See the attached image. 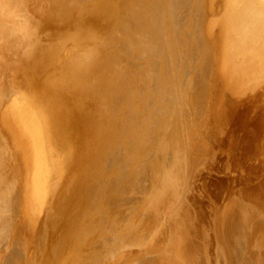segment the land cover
<instances>
[{"label":"rangeland","instance_id":"rangeland-1","mask_svg":"<svg viewBox=\"0 0 264 264\" xmlns=\"http://www.w3.org/2000/svg\"><path fill=\"white\" fill-rule=\"evenodd\" d=\"M15 1H17V3H19V5H21V6H26V7H24L25 12L21 15V28H20L21 33L19 32L21 35L20 36L21 37V43H20L21 46L19 45V43H17V45H19L21 47V50H20L21 51V68H16V71L19 72V70L21 69L20 71L22 73V69H25V67H27L29 65V64L26 65L27 62L24 63V61H28L29 59H31L35 62L33 64H36V66H38V63H40V66H38L37 68L39 69V72H41V74L47 75L48 73H52L53 78L49 81L50 82L49 84H51V86L48 88V90L45 88L46 91H44V93L46 92V94H44L42 91V92H39L38 96H34V95L31 96V95L27 94V89H28L27 87H24V86H21V88L19 87L20 83L14 84V86L12 85L10 90L7 91L6 93H4L5 96H7V95L9 96L10 94L11 95L13 94V96H14V94H15V95H17V96L19 95L21 97V99H18V98H16V96H14V99H15V103H17V105L19 106V109L21 108V125L23 126V130L21 131V152H20L18 148H17V150L15 149L16 146H15V148H11L15 144V143L11 142V140H12L11 136L12 135L10 134L8 129L5 127L6 126L5 123L3 126V124H1V122H0V127H1L0 128V137H1L0 138V144H1L0 148L4 149V150L2 149V152L0 151L1 152L0 159L3 156L2 154H5L7 152L5 154V157L7 160L4 159V160H6V162H4L3 159H2L3 161L0 160L1 161L0 166H1V168H3L0 170V172H1L0 179L1 180L3 179L2 181L0 180V182H1L0 186L2 185L0 187V193H1L0 194V200L2 199V197L3 198L5 197L4 195H7V196H9L8 201L9 200L16 201V202H13L14 205L8 206L7 210L6 209H5V211L0 210V220L2 218L5 220L4 221L2 219L3 221H1V223L2 222L3 223L2 224L0 223L1 224L0 225V264H19L20 261H21L20 264H52V263L53 264H55V263L56 264H77V263L78 264H89V263L90 264H100V263L101 264H122V263L127 264L129 259L131 261L133 260V263L132 262L130 263V261H129L130 264H135V263L136 264H147V263L148 264H174V262H175V264H183L182 263L183 261H185L184 262L185 264H187V263L188 264H193V263L198 264V262L200 261L198 259L204 260L201 262L202 264H257L258 262L254 263L253 261L248 260L249 259L248 256L250 255V254L248 255V252L250 251V253H251V250L248 251L247 239L249 242H251L252 245H254L256 243V240L257 241L259 240L258 236H257V235H259L258 230H260V233L264 231L261 228V224H259L260 214H261L260 212L264 211V189H260L261 185H262V183L260 181L262 180V177H263L262 174H264V171L262 170V167L259 166L260 165L259 145L257 144V147H256V145H251V146L247 145V146H241V147L239 145H236V146L233 145V146L226 147L225 146L226 144H222V142L226 143V141L231 137V134H230L231 131L234 130L235 127L237 126V124L235 126V121L237 120L238 117L237 118H235V117L241 116L240 118L243 117V119H244V116H245L244 110H246V108L249 110V111L246 110L248 112V118L249 119L246 118L244 122L247 121V122H249V124H251V122H256L255 123L256 127H253V128L249 124L246 123V125H248L250 127L249 136L254 132V130L257 131V126H258L257 123H258L259 117L262 116L261 111L263 110V108H262L263 105L261 103H259V104L255 103L256 106L254 104L253 106L248 105L249 106L248 107L245 104H249L248 101H250V100L252 102L253 99H255L259 95V93H261V92L264 93V84L260 85L257 83L258 81L256 80L255 81L256 86H255V84L252 86L250 84H248L246 86L243 85L242 86L243 89L238 88L239 91L237 89H235L236 91L233 90L231 87H229L226 84L227 81H225L223 79L224 78L223 74L228 69H226V66L224 64L222 66H220V68L217 66V64H215L216 63L215 61L218 62V59H219V58L217 59L216 57H218L220 55V49L217 50V48H216V51H215V48H214L216 46V44H218V41L220 42V39L218 36L220 33V30L218 28L219 25H217V28H216V24H214L215 20L212 21L209 18H205V20H203L201 22V26H202L201 29L197 32V35H195L196 39L191 38L189 40L190 42H187V43H186V39H187L186 34L192 32V27H189V25H187V26L181 25L180 28H177L178 26L175 25L176 31L174 30V28L171 31L169 30L170 32L168 31V38H169V40L171 38V42L173 41L172 37H170L172 35V33L174 35V36L172 35L173 38L175 37L174 42H176V40H178V41L180 40L179 43H177L180 46L177 45L176 43L170 42V44L173 45V47H176V45H177V48L179 51V53H177L178 52V51L176 52L177 49L175 48L176 49L175 50L174 48L171 47V50L174 49L176 52V54L174 55L176 60L175 59L174 60L177 61V65H176L177 67H175L173 65L174 67H173L172 71L176 68H178L180 70H178V69H176L177 71L174 70L175 72L174 71L172 72L174 74L173 75L174 77H172V75H170L171 77H169L166 74L171 73V72H169V70H171L170 67L172 66V64H170L171 62L168 61L169 63L167 62L168 64L166 66V64H165L166 60L164 62L163 59H161V58H163V56L152 57L153 59L155 58L154 60L152 58H148V57H150V54L152 53L153 44H152V42H148V40H150V39L145 38L143 33L145 34L146 37L150 36V34H151V33L149 34L146 32V31L149 32L148 29H149V27H151V24L147 21L148 18L150 17V15H149L150 12L143 6L141 7V9L139 8V10H138L139 11L138 13L141 14L139 16V19L143 22H140L141 28H139L138 31H136V27L134 26V20H137L138 18L132 17L133 14H131V12L133 10L131 11V9L129 7L125 8V9L123 6L120 7V4H119L120 1L125 2V0H105V1L104 0H70L72 2H70L69 0H31V1L30 0H15ZM64 1H65V3H64ZM125 4H127V3L125 2ZM210 9H211V7L206 5L205 11L207 12V14H208ZM27 11H29V12L27 13ZM191 11H192V9L189 12L192 13ZM188 16L191 17V20L196 19L195 14H189ZM18 18L16 19V21H19ZM75 19H76V21H75ZM97 19H99V20H97ZM173 20H174V17H173ZM206 21H207V23H206ZM144 22H146V23H144ZM171 23H175V22H172V20H171L170 24ZM76 24H77V26H76ZM144 26H146L145 27L146 29L142 28ZM180 31H182L183 33L181 32L182 33L181 34ZM214 31H216L218 34ZM14 32L17 33V28H14ZM175 32H177V33L175 34ZM67 35H69V36L72 35L71 36V38H73L72 41L66 40ZM78 35H84V36H86V38H90L91 43H90L89 47L95 48L93 45H98V46H100V49L101 48L105 49V51H107V52L110 51V53L108 52L107 55L108 56L110 55V58L112 60H114L115 64H117L115 66L117 67V70H118V71L115 70L112 74V75H114L113 76L114 79L116 77H121V78H123L122 81L124 82V84H127L126 82H128L130 84L135 83L137 86H139V88L143 87V89H141V91H142L145 88L154 84V81L151 79V77H149L147 75H148V71L151 69L155 60L156 61L160 60L161 61L160 65L164 63L163 66L162 65L159 66V67H161V68H159V70L160 69L164 70L163 71L164 73H162V71L160 70V72L163 74V76L165 78H171V80L174 79L175 82L172 81L173 82L172 84H176V82H177L175 87L176 86L180 87L183 85L182 87L187 93H185V91H180L182 89V87H180L181 89H179V91H178V96H180L183 93L184 94L181 97H179L180 100L177 101L176 103L180 104L181 110L175 111L173 108L168 107V108H171V109H169V112L173 111V113L175 114V115H173V113H172V115H171V113H170V115H169V113L167 112L168 117L166 118V120L168 118H170V119H168V121L169 120L170 121L169 122L165 121V125H166V129L168 128V130H165V127H164L165 125H163L165 118L163 117L164 114L161 113L162 109H160V107H158L159 109L157 107L155 110H154V108L152 109L151 107H153L154 105H157V104L155 102H153V103L150 102V100L152 101V97H151L152 95L150 96L149 94H146L149 97L147 99V97L144 93L142 96V99L144 98L143 100L138 99L137 100L138 102L135 100L136 101L135 103L132 101L135 105L132 106L133 103H131L129 105L127 104V105H125V109L123 108L124 106H122V108L125 110V112H126V110L128 111V109H130V106H131L130 111L133 113L130 112L129 114L130 115L133 114L132 116H128V114H126L123 111L120 113L121 114L120 117H122V118H120V121H118L119 116L117 117V119H115L114 114H112V116L114 118L112 117L111 119H113V120H111V121L110 120L107 121V118L109 119V117H110L109 115H107L106 119L103 118L104 123H105V120L107 121V123L110 122V123H108V125L106 123H105L106 125L104 124L105 126H108V129H110L109 128L110 124L113 125V123H111L112 121L115 123V125H113V127L115 126L114 128H117V129L119 128V129L117 131V129L115 130L113 127L111 128V129L115 130V133L113 134L114 139L113 138L108 139V137L103 136V135H105V134L102 135L103 130L100 131L98 129V131H99V132H97L98 134L100 132H102V133H100V135L102 136L101 138L103 139V137H105L103 140L102 139L100 140V143H102L103 145L100 143H92V144H94V147H93V145H92V147H93V149H95L94 154H97L98 156L94 155L93 159L95 161L94 160L90 161V159H88L90 162L88 161L87 165H86L87 167L89 166V164L95 165V167L91 166L94 168V169L92 168L91 172H96V175H97V179H98L97 184H96V186H98V190L96 191L97 195H98V191H100V189H101V192H99V193L102 194V195H100V194L98 195V197L100 196V198L101 197L102 198H101V200H99L97 198V201H99V202L96 201V203H99L97 205H100V206H97V207L98 208L101 207V209H103V211L99 212L100 208L99 209L96 208L97 209L96 210L93 205H90L93 207L90 208V206H89V210H91V211H89L88 215L85 216L86 221L84 220V226H83L82 231L80 232V234L77 237L70 239V238H66V234L63 235L64 229L61 231H57L54 228H51L54 226L48 227V229H47V227L45 229L42 228L43 230H41L39 228L40 230H36L35 232L33 231V233L28 228V226H26V224L28 223V221H27L28 215L26 213L25 208L27 210H28V208L26 206H22V205H24L25 202L27 203L26 192H28V190H27L28 188H26V178H29V174L31 172L32 154H31V150H30L28 141L26 139V136L24 135V131L38 130L37 137L44 141L45 148L49 154V156L47 155L49 166L51 165V169H52V167L55 166V169H56L57 165L59 164L56 155L59 154V156H61L62 154H64V152L68 154V153H70V149H69V151L67 149V147H69L67 144V139L63 135L61 136V130H60L61 128L56 126L53 123V120H52L53 114L58 115V117H62L67 122V124L69 123V125H70L73 122H75L77 119H79V115H77V113L81 112V111L83 112V109L86 106V101L89 104L88 98L84 99L83 97H89V99L91 100V102H90L91 105H92L93 99L98 97L99 101L102 98L103 102H105V103L109 102V104L111 106H115L114 105L115 102L113 100V97H115V96L113 95V97H112V93H108V94H110V95H108V94H104V91L101 92V90L103 88H109L108 92L109 91L111 92L112 88L114 87V85L111 84L110 81L108 83L106 82L107 78L103 79L104 77H102V78L96 77L95 80L97 81L96 83H99V85H97V87L100 91L98 89L94 88L95 91L97 90L95 93V91H93L94 89L92 88L93 90L91 89L92 91H90L89 96H86L88 94L85 91V88L80 90V88L78 86V89L77 88L71 89V87L69 85V80H68V78L70 76V70L68 72L67 68H68V65L70 64V60L74 57V54H75L74 52H76L77 55L80 53L79 47L76 50L74 49L75 47H77L76 43L74 42L75 41L74 38ZM177 35H179V36H177ZM215 35L218 37V39H217V37L214 38ZM155 36H156V34H155ZM180 36L182 37V39ZM18 37H17V39H18ZM177 37H179V38H177ZM213 38H214L215 42L212 41ZM101 39L103 40L104 43L103 42L101 43V41H102ZM142 39H143V41H142ZM138 40H139V42H138ZM196 41H198V42H196ZM201 41H202V43H201ZM95 42H98L99 44L98 43L96 44ZM212 42H213V44L215 43V45H213V44L210 45V43H212ZM101 44L104 45L105 47L101 46ZM192 44H194V45H192ZM195 44H196V46H195ZM190 45H191V47H190ZM197 45H200V46L197 47ZM20 47H19V49H20ZM202 47L206 48V49H204L205 52H202V51H204L202 49ZM213 48H214V50H213ZM126 50H127V52H126ZM171 50H169V51L172 54L173 53L172 51H174V50H172V51ZM105 51L103 53H105V55H106L107 52H105ZM123 51H125L127 54ZM97 52L102 53L100 50H98ZM133 52L135 54H133ZM146 52H148L149 54ZM214 52L217 54H215ZM100 53H97V56H96V57H98L99 60H100L99 57L102 56V54L100 55ZM66 54H69L68 57H66ZM167 54H166V56H167ZM225 54H226V50H225ZM146 55H148V56H146ZM233 55L234 54L232 52V56ZM176 56L178 57L179 60L177 59ZM105 57H103V59H105ZM144 57H146V59H144ZM229 57H231L230 54H229ZM207 58H208V60H207ZM64 59H66V60H64ZM103 59H101V60L103 61ZM41 60H43V61H41ZM139 61H140V63H139ZM143 62H145V63H143ZM179 62L180 63L182 62V63L180 64ZM212 63H213V65H212ZM218 64H220V63L218 62ZM215 66H217V67H215ZM31 67H27V69H26V73H25L26 79L28 76H30V77H28V79L31 78V75H28V73L30 72L29 69H31ZM122 67H124V68H122ZM162 67L163 68L167 67V68L163 69ZM168 67H169V69H168ZM153 68L154 67H152V69ZM116 72H117V75H116ZM227 72L225 73V75L227 74ZM14 74H15V71H14ZM16 74H17V76H15V77L13 76L15 79H17L16 77L19 78V76H21L20 72H19V75H18V73H16ZM30 74H32L34 76V74L32 72ZM183 75H186V76H183ZM227 75H229V74H227ZM177 77H178V79H177ZM93 78L94 77L90 76V79L92 81L94 80ZM125 78H127V79H125ZM207 78H208V80H207ZM180 80L182 83L181 85L179 83ZM101 81H103V82H101ZM17 82H20V81L18 79L16 80V82L13 81V83H17ZM104 82H106V84ZM22 84H25V83H22ZM107 84L111 85L112 87H110V86L108 87ZM184 84H186V85H184ZM105 86H107V87H105ZM187 86L189 87V89H187ZM18 87L21 89V93H19V94H18V89H19ZM136 87L132 88L135 90V91L133 90L134 93L136 92V89H135ZM43 89H44V87L41 88V90H43ZM211 91H213V92H211ZM98 92H99V96L102 95L101 98L99 96L96 97V95H98ZM106 93H107V91H106ZM81 94H82V97H80ZM93 94H96V95H93ZM253 96H255V97H253ZM211 98L213 99V101ZM250 98H253V99H250ZM143 101H146V102H143ZM7 102H8V99L5 101L4 105ZM146 103L147 104L149 103L150 106L152 104L153 105L149 108ZM93 104L97 105L95 102H93ZM94 106L92 105L91 107L94 109L95 108ZM145 106L148 108H146ZM171 106H172V104H171ZM210 106H211V109H210ZM41 107H44L46 110L45 111L41 110L40 109ZM142 107L144 108L143 111H142ZM232 107H234L236 109L233 111L232 109H234V108H232ZM134 108H136V109H134ZM88 109L89 110L91 109L90 105H89ZM93 109H91L93 112L95 110H98V109H94V110ZM140 111H142V113ZM152 111L154 112L152 114L153 117H154V114H155V116L159 115L157 118L155 117L156 119H153V117L151 116V118L153 120H155V123L152 120H149L150 118L147 119L148 117H146L147 115H150L152 113ZM155 111L157 113L160 112V114L157 115V113H155ZM226 111L228 112V114ZM22 112L25 114H23ZM95 112H97V111H95ZM210 112H211V114H210ZM229 112H230V114H229ZM123 113L126 117H124ZM148 113H150V114H148ZM137 114H138V116H136ZM139 114H141L140 115L141 117H139ZM161 114H163V115H161ZM186 114H187V116H186ZM95 115H96V113H95ZM117 115L118 114H115V116H117ZM167 115L165 113V116H167ZM81 116H82V121H83V115H81ZM142 116H143V118H142ZM170 116H172L173 118ZM96 117L98 118V115H96ZM162 117L164 119L161 120ZM210 117L212 118V120L210 119ZM227 117H229V120H227ZM123 118H125V120H127L126 118H128L130 121L131 120L133 121V119L135 118L134 121H136L138 123H135V122L133 123L132 121H131L132 122L131 125L129 124L131 122L128 123V126L130 125L132 127L134 126V124H136L139 127L142 124V122H144L146 119L148 120L149 124L152 125V122H153L154 125H153V127H151V129H149L150 127H148V128L145 127L146 124L143 123L145 126L144 127L140 126V128L142 130H143V128H145L143 132H141L142 130L138 129V127L136 126L137 127L136 129H138L141 132V134H143L148 129V132L146 131V133H144V135H139L140 132L138 130L136 131L135 126H134V128H131L134 130H131L127 126V128H128V130H127V128L125 127V121ZM130 118H132V119H130ZM144 118H146V119H144ZM159 118H160V120H159ZM216 118H217V120H216ZM140 120H143V121H140ZM0 121H2V120H0ZM121 121H124L123 125H122ZM150 121H151V123H150ZM180 121H182V122H180ZM119 122H120V124H118ZM157 122L162 126H160L157 130L159 134H154L155 133L154 130L157 129L155 127L159 126V125L156 126ZM166 122H168V123H166ZM170 122H171V124H170ZM240 122L241 121H237V123H239V126H238L239 129H241L245 125L244 122L243 123H240ZM145 123H146V121H145ZM79 124H77L75 126L76 129L78 128L79 130L78 129H77L78 131L75 130V133L73 135H77L76 134L77 132H79L80 130H83V128L80 129V127H83L82 123L80 124V125H82L80 127H79ZM167 124H169L172 128L169 127V125H167ZM111 125H110V127H111ZM172 125L173 126L176 125L177 127L176 126L173 127ZM197 125L199 126L200 129L197 128L198 127ZM204 125H206V126H204ZM216 125H218L219 127ZM147 126H149V125L147 124ZM121 127H124V129L127 130L125 132L129 133V134L137 132V135L139 136V138H138V136L135 137L136 133L133 134L134 137L130 136L129 134L123 135L124 130H122ZM175 128H177V129H175ZM208 128H209V131H208ZM163 129L165 130V132L163 131ZM113 130H111V133L113 132ZM120 130H122V131H120ZM39 131L41 133H39ZM153 131H154V133H153ZM186 131H187V133H186ZM256 131H255V134H257ZM3 132L4 133L6 132L7 134L5 133L6 134L5 135ZM150 132H152V134L154 135V138L158 137L161 139H159V140H158V138L155 140L149 139L150 140V141L148 140L149 142L148 141L146 142V139H145L144 141L146 142V145H148V144L151 145V143H152L153 144L152 146H154V142H151V141H155V142L157 141V143H155V148H156V145H157V148L152 149L153 151H151V150L143 151L144 157H141V159H139V157L142 156L141 155L142 149L140 147L143 148L145 146V142L143 143V140H141V138H143V139L146 138L145 137L146 135L148 138V136L151 135V134L148 135V133H150ZM176 132H177V134H176ZM219 132H221V133H219ZM81 133L82 132L80 131L79 134L81 136L80 135L78 136V139L80 141L83 140ZM64 134H66V133H64ZM121 134L123 135V138L121 137V139L120 138L117 139L116 137H120L119 135H121ZM164 134L167 136L164 137V140H163L162 138H163ZM176 135H178V136L176 137ZM3 136H5V137L3 138ZM222 136H223V140H221ZM216 137H218V138H216ZM219 137H221L220 140L222 142H220ZM186 138L188 140H186ZM75 139L78 140L77 136H75ZM105 139L106 140L108 139L109 140L108 143L109 144L111 143V144L110 145L107 144L108 140L106 141ZM119 139H120V141H119ZM123 139H125V140H123ZM129 139H131V140H129ZM137 139L138 140L140 139V142L139 141L137 142L136 141ZM175 139H177L178 141H174ZM5 140L7 142L9 141V143H7V142L4 143ZM76 140H72V141L74 143L79 144V140L78 141H76ZM110 140H111V142H110ZM121 140H122V142H121ZM160 140H163V141L161 142ZM167 140H169V141L167 142ZM132 141H136V144H135V142H132ZM158 141H160L161 144H158V143H160ZM180 141H182V142H180ZM93 142H95V141L93 140ZM113 142L116 144L117 147L115 146V144ZM163 142H164V145L162 144ZM166 142H167V145L165 144ZM11 143H13V144H11ZM117 143H118V145H117ZM128 143H129V146L133 145V147H130L129 149L127 146L125 147V145H127ZM137 143H140V144H137ZM168 143L170 145H168ZM6 144H8V145H6ZM9 144H11V145L9 146ZM99 145H101V146H99ZM121 145H123V146H121ZM160 145H162V146H160ZM177 145H178L177 148L179 149L178 151H180V152H182V150L184 152L186 151L185 153L184 152L181 153L182 156H184V157H180L181 155L178 154L179 152H177V149L176 150L174 149V148H176ZM103 146H106V151H104V152L101 151V149H103V148L105 149V147H103ZM98 147H100L99 150L102 152V154H105V156L104 155L101 156V152L98 151V149H96ZM111 148H113V152H111L112 151ZM213 148H215V149H213ZM166 149L169 150L168 151L169 153L167 152ZM185 149H187V150H185ZM190 149H192V150H190ZM124 150L127 152H125ZM128 150L131 152H129ZM157 150H159L160 152ZM162 150H164L163 153H161ZM170 150H171V152H170ZM244 150H246V152H244ZM14 151H15V154H14ZM16 151L18 152L17 154H16ZM173 151L176 153H174ZM67 154H64V155L66 156ZM110 154H112V155H110ZM224 154L226 155L227 159L225 158V156L223 157ZM230 154H231V156H230ZM14 155H15V157H14ZM103 156H104V159H102ZM110 156H111V158H110ZM152 156H154V157H152ZM96 157L99 159H102V160H99V159L97 160ZM135 157H137V158H135ZM147 157H151L152 159L147 158ZM171 157H172V159L168 160V158H171ZM178 157L182 161L180 159H178L179 160L178 161L177 160ZM96 160L101 162L98 164V165H100V166H98L99 168L96 166L97 165ZM133 160L134 161L138 160V162H139V160H142V162L140 161L141 164L140 163L137 164L138 169H139L138 165L140 164V170L137 169L136 164ZM170 160H171V162H176V163L171 164ZM144 161H146V162H144ZM185 161H186V163H185ZM64 162H65V160H64ZM2 163H5V165L8 164V168H7V165L5 166ZM65 163H67V162H65ZM144 163H145V165H144ZM163 163H165V164H163ZM168 163H169V165H168ZM180 163L182 164L181 166H183V168L179 167ZM134 164H135V167H134ZM142 164H143V167H145L143 169H141ZM155 164H157L158 167ZM170 164L172 166H170ZM178 164H179V166H178ZM192 164H193V166H192ZM126 165H128V166H126ZM147 165H149V166H147ZM160 165H162L163 167H160ZM167 165L170 167H168ZM174 165H176V166H174ZM4 166L6 167V169ZM96 167H97L98 171H97ZM102 167H104V169H102ZM118 167H119V169H118ZM127 167H129V168H127ZM149 167H150V169L151 168H153V169L148 170ZM171 167H173L174 169H171ZM191 167H192V169H191ZM161 168H162V170H160ZM89 169H91L90 166H89ZM170 169H171V171L169 172V173H171L170 176H172L173 178H175L176 176H177V178L180 177L179 178L180 179L179 180L180 185H179V183H177V186L175 188L176 190L174 188L172 190L175 192L171 191L170 186L166 184L165 179H164V171H166V170L169 171ZM101 170L104 172H102ZM123 170H125L126 172ZM111 171H112V173H111ZM149 171H151V172H149ZM180 171L181 172L183 171V172L181 173ZM99 172H101L102 174L104 173V175L99 174ZM153 172H154V174H153ZM2 173H3V175H2ZM166 173H168V172H166ZM174 173L176 174V176L174 175ZM188 173H191V174H188ZM137 175H139V176H137ZM247 175H249V177H250V180H248L249 182H247V181L245 182L244 176L246 177ZM13 176L16 177L14 180H16L17 182H20V184L17 182H14V180L11 179V178H14ZM98 176H100V177H98ZM140 176H141V178H140ZM148 176L151 178L149 179ZM181 176H183V177L181 178ZM93 177L94 176L92 174V175H88L87 178L84 179V188L85 189H87V186L92 184L91 181H94ZM103 177L105 180H103L101 182ZM156 177H158V179ZM6 178L11 179V181L9 179L7 180ZM99 178H101V179H99ZM162 178H163V180H161ZM177 178H175L174 180L178 181ZM155 179H157V181L158 180L159 181L155 182ZM5 180H7V183H4V182H6ZM104 181H105V183H104ZM145 181H146V183H145ZM8 182H10V183L8 184ZM2 183L5 184L4 186H6V187H4ZM139 183H140V185H139ZM18 184L20 187L17 186ZM105 184H107V185H105ZM7 185H8V187H7ZM162 185H163V187H161ZM182 185H184V187ZM16 186L20 191L16 188ZM12 187H14V190L12 189ZM150 187H153V188L150 189ZM158 187H161V188H159L160 191H159ZM132 188H133V191H132ZM102 189H104L105 191ZM149 189L152 190L153 192L150 191ZM156 189H158V193H157ZM177 189H179V191ZM134 190H135V192H134ZM3 191H4V195L2 194ZM7 191H9V193ZM102 191H104L106 194H104V192L102 193ZM154 191L156 192L155 194L158 195L157 196L158 198L156 197L157 201L155 199L156 195L154 194ZM176 191H178L179 193L181 192L179 195L180 198H179V196H175V194L176 195L179 194ZM236 191H237V194H236ZM109 192H110V194H109ZM151 192H152V194H150ZM182 192H184V193H182ZM170 193H172V194H170ZM13 194L15 196H17V199L11 198L14 196ZM55 194H56V192L54 194H52L51 199L53 198V200H54ZM11 195H13V196H11ZM148 195L149 196L153 195L154 198L152 196L148 197ZM165 195H166V197H165ZM7 196L5 198H7ZM168 197H170V198H168ZM163 198L165 200H166V198H167V200H169L168 201L169 205L164 204V203H166L167 200L165 201V200H163ZM176 198H177V200H176ZM18 199H19V201H17ZM174 200H175V202H174ZM82 201L85 204L84 206H87L86 200L84 199ZM159 201H161L162 204L159 203ZM155 203H157V204H155ZM261 203H263V204H261ZM11 204H12V202H11ZM101 204L104 206H102ZM170 204L173 208L170 206ZM0 205H2L1 202H0ZM23 208H24L25 213L23 211ZM0 209H2V206H0ZM105 216H106L107 220L105 219ZM10 217H11V219L8 222ZM48 217H49V213H48ZM93 217H95V218H93ZM257 217H259V219ZM262 217H264V216H262ZM5 218L6 219L8 218L7 222H6ZM90 218L91 219L93 218V219L91 220ZM158 218H160V219H158ZM87 220L88 221L90 220L91 223H92V221L94 223L95 222L96 223L91 224L90 221L88 222ZM140 220H142L143 222H141ZM106 221H107V223H106ZM133 221H135V222H133ZM44 222H46V219L44 220ZM113 222H114V224L112 225L111 223H113ZM132 222L134 223L133 225H132ZM96 224H99V228H97ZM153 224L155 226H153ZM91 225H93V226L90 227ZM156 225H157V228H156ZM25 226L28 228V231H27V228L25 229ZM106 226H107V228H106ZM158 226L160 229L158 228ZM95 227L97 228V230H94V229H96ZM102 227L103 228L105 227L106 229L105 228L103 229ZM150 227L154 228V229L156 228L157 230H161V231L156 232L157 233L156 234L155 233L156 229L155 230L153 229V232H152ZM2 228H4V229L2 230ZM7 228H9L10 230ZM88 228H90V229H88ZM101 228H102V230H101ZM142 228H144V229H142ZM5 229H7V231ZM46 229H47V231H46ZM89 230H90V232H88ZM140 230L141 231L146 230V231L143 233V232H140ZM40 231H42V232H40ZM98 231H99V234L101 233L100 235L98 234ZM131 231H134L133 233L135 234V236H134V234H130V233H132ZM1 232H3V233H1ZM21 232L22 233L24 232V233L22 234ZM182 232H184V234ZM56 233H58L59 236L58 235L56 236ZM60 233H61V235H60ZM250 233H251V235H250ZM35 234H36V236H35ZM40 234H41V236L38 237ZM128 234H130L131 237ZM149 234H150V236H149ZM96 235H97V237H96ZM249 235H250V237H249ZM55 236L59 237V239L56 238ZM100 236H101V239H100ZM190 236H191V238H189ZM80 237L81 238L83 237V239L81 240ZM92 237H93V239L95 238V240L92 241ZM124 237L126 239H124ZM193 238H194V240H193ZM128 239H130V241ZM57 240L63 244V246L61 245L62 247H60L61 253L59 254V255H61V259L59 258L58 260H52V258L49 256V254H50L49 251L51 250V248L53 249V247H55L56 243H57V245H59ZM149 240H151V241L149 242ZM15 241H17V242H15ZM65 241L67 242V244H65L66 243ZM95 241H97V242H95ZM144 241H146V242H144ZM147 241H148V243H147ZM260 241H264V236ZM54 242H55V244H51ZM128 242H131V243H128ZM178 242H179V244H178ZM184 242H186L187 244L185 243L183 245ZM192 242H193V244H192ZM27 243H29V244H27ZM95 243L98 245H96ZM102 243H104V244H102ZM105 243H107V244H105ZM110 243H113V246ZM197 243H198V245L196 246ZM24 244L28 245V246H24ZM74 244H76V245H74ZM83 244H86V247ZM89 244H90V247H89ZM109 244L111 247H113L112 249H115V250L110 249ZM132 244H134V245H132ZM144 244H145V247H144ZM257 244L258 243H256V245ZM31 245H33L34 247H31ZM64 245H65V247H64ZM66 245H68V246H66ZM116 245H118V247L120 246L119 249L117 248V251H116ZM135 245H136V247H135ZM17 246H19L21 248H17ZM46 246H48V247H46ZM82 246H83V248L81 250ZM107 246H109V247H107ZM137 246H140V247L137 248ZM26 247H27V249H26ZM63 247L65 250L62 249ZM74 247H76V248H74ZM84 247H85V249H84ZM87 248H89L90 250L89 249H88L89 251L86 250ZM94 248L97 249L96 252H94V250H95ZM108 248L110 250H108ZM196 248L201 249V250L199 251ZM11 249L13 250V253H11L12 252ZM17 249L21 250V251L19 250L20 253L18 251L15 252V250H17ZM91 249L92 250L94 249V250L92 251ZM104 249H106L107 251ZM183 249L184 250L186 249L185 252L188 254L190 252V254H189L190 256L188 254H185ZM255 249H257V246L254 247V250ZM40 250L42 253H39V254H42L41 255L42 257L39 255L41 258H36V257H39L37 253ZM122 250H124V251H122ZM97 251H99V252H97ZM105 251L108 255L105 253L106 256L103 257L105 255L104 254ZM110 251H111V253H112V251H114L113 252L114 254L110 253L111 255H109L108 252H110ZM179 251L182 253H180ZM7 252H10V253H7ZM136 252H138V254H136ZM183 252H184V254H183ZM206 252L208 255L205 254ZM15 253H19V254H15ZM30 253H32V256L30 255ZM43 253H44V256H43ZM95 253H97V254H95ZM196 253H198V254L196 255ZM202 253H204V255ZM10 254H12V255H10ZM14 254L20 255V256H16V258H15ZM101 254L102 255L104 254V255L101 257ZM8 255H9V257H7ZM29 255H30V258H29ZM57 256H58V254H57ZM84 256H86V257L84 258ZM94 256L96 257V259L100 258V260L99 259L95 260ZM180 256H181V258H180ZM199 256H200V258H198ZM201 256H202V258H203V256H207V257H205L206 260L204 258L202 259ZM188 257L190 259H188ZM252 257L254 260L255 259L254 256H252ZM13 258H15L16 261H17V259L19 261L16 262ZM105 258H107V259H105ZM193 258L196 259L195 261L197 263L195 261H192ZM12 260H14L15 263ZM35 260H37V261H35ZM119 260H121V261H119ZM177 260H178V262H177ZM7 261H10V262H7ZM101 261H103V262H101ZM104 261H105V263H104ZM256 261H257V259H256ZM229 262H231V263H229ZM201 263H199V264H201Z\"/></svg>","mask_w":264,"mask_h":264},{"label":"bare ground","instance_id":"bare-ground-1","mask_svg":"<svg viewBox=\"0 0 264 264\" xmlns=\"http://www.w3.org/2000/svg\"><path fill=\"white\" fill-rule=\"evenodd\" d=\"M31 1V0H30ZM70 1V0H69ZM105 1V0H104ZM40 2V1H39ZM70 2H72V1H70ZM125 2L127 3V4H125ZM125 2L124 1H120V7L121 6H123L124 7V9L125 8H127V7H129L130 9H131V14H133L132 15V17H134V18H138L137 20H134V26L136 27V31H138V29L139 28H141V23L140 22H143V21H141L140 19H139V16L141 15V14H139L138 12V10H139V8L141 9V7L143 6V7H145L149 12H150V17L148 18V22L151 24V27H149V32L148 31H146L147 33H151L150 34V36H148V37H146L145 36V34L143 33V35H144V37L145 38H149L150 40H148V42H152V44H153V47H152V53L150 54V57H148V58H152V57H155V56H163V58H161V59H163V61L165 62V60H166V66H167V64L169 63V62H171L170 64H172V66L170 67L169 65V67H170V69L171 70H169V72H173L174 70L175 71H177L176 69H178V68H176V69H174L173 71H172V69H173V67L175 66V67H177L176 65H177V61H175L176 59H175V54H176V52L178 51V48H177V45H179V44H177V43H179V41L178 40H176V42H174V40H175V37L173 38V33H172V35L170 36V37H172V39H173V43H176L177 45H176V47H173V45H171L170 44V42H171V38H170V40H169V38H168V31L170 30H172L173 28H174V30H175V28H176V26H178L177 28H180V26L181 25H185V26H187V25H189V27H192V32L191 33H187L186 35V37H187V39H186V43L187 42H190L189 40L191 39V38H193V39H196L195 38V35H197V32L201 29V22L203 21V20H205V18H209V19H211L212 21L213 20H215L214 21V24H216V28H217V25H219V30H220V33H219V39H220V42L218 41V44H216V46L214 47L215 48V51H216V48H217V50L218 49H220V55L218 56V57H216L217 59H218V62L220 63V64H218V62L217 61H215L216 63L215 64H217V66L220 68V66H222L223 64L226 66V69H228L227 71H225V73L227 72V74H229V75H225V73L223 74V76H224V80L225 81H227L226 82V84L229 86V87H231L233 90H235V89H237L238 91H239V89L238 88H242V86L244 85V86H246V85H248V84H250L251 86L252 85H254L255 84V81L257 80L258 82V84H264V0H125ZM64 3H65V1H64ZM32 4V3H31ZM116 4V3H115ZM206 5H208V6H210L211 7V9L209 10V12H208V14H207V12L205 11V7H206ZM24 7H26V6H21V5H19V3H17V1H15V0H0V120H2V121H0L1 122V124H3V126H4V123H5V127L8 129V131L10 132V134L12 135L11 137H12V140H11V142H13V143H15L14 144V146L13 147H11V148H15V146H16V150H17V148L19 149V151L21 152V131L23 130V126L21 125V108L19 109V106L17 105V103H15V99H14V96H16V98H18V99H21V97L18 95H15L14 94V96H13V94L11 95H7V96H5L4 95V93H6L7 91H9L10 90V88L12 87V85L14 86V84H18V83H20V88H21V86H24V87H27L28 89H27V94H29V95H34V96H38L39 95V92H42L43 91V93H44V91H46L45 90V88L48 90V88L51 86V84H49L50 82V80L53 78V74L52 73H48L47 75H43V74H41V72H39V69L37 68L38 66H40V63H38V66H36V64H33V63H35L33 60H31V59H29L28 61H24V63H26L27 62V64L26 65H28L27 67H31V69H29V73H28V75H31V78H29L28 79V77H30V76H28L27 77V79H26V69H27V67H25V69H22V73H21V69L19 70V72H20V74H21V76H19V78L18 77H16L20 82H17V83H13V81L14 82H16V80L17 79H15L14 77L15 76H17V74L16 73H18V75H19V72L18 71H16V68H21V45H20V43H21V35H20V31H21V15L25 12L24 11ZM100 8V7H99ZM26 9V8H25ZM143 9V8H142ZM192 9V13H190L189 11ZM27 10V9H26ZM102 11V10H101ZM29 11H27V13H28ZM92 13V12H91ZM130 14V15H131ZM189 14H195L196 15V19H193V20H191V17L190 16H188ZM88 15V14H87ZM19 17V18H18ZM95 17V16H94ZM173 17H174V20H173ZM18 18V20L19 21H16V19ZM97 20H99V19H97ZM172 20V22H175V23H171L170 24V21ZM208 20V19H207ZM75 21H76V19H75ZM144 23H146V22H144ZM206 23H207V21H206ZM205 23V24H206ZM145 25V24H144ZM176 25V26H175ZM76 26H77V24H76ZM182 26V27H183ZM67 27V26H66ZM146 26H144V27H142V28H145ZM14 28H17V33L16 32H14ZM215 28V29H216ZM146 29V28H145ZM183 29V28H182ZM16 31V30H15ZM133 31V30H132ZM169 31V32H170ZM176 31V30H175ZM218 31V30H217ZM20 32V33H19ZM141 32V31H140ZM182 31H180V33H181ZM214 32H216V31H214ZM219 32V31H218ZM177 32H175V34H176ZM183 33V32H182ZM181 33V34H182ZM217 33V32H216ZM19 34V35H18ZM155 34H156V36H155ZM218 34V33H217ZM100 35V34H99ZM170 35V34H169ZM18 37V39H17V37ZM72 36V35H71ZM71 36H69V35H67V37H66V40L67 41H72V39L73 38H71ZM101 36V35H100ZM177 36H179V35H177ZM102 37V36H101ZM181 37V36H180ZM208 37V36H207ZM206 37V38H207ZM217 36L215 35V37L214 38H216ZM177 38H179V37H177ZM214 38H213V40L212 41H214ZM95 39V38H94ZM181 39H182V37H181ZM184 39V40H185ZM201 39V38H200ZM217 39H218V37H217ZM74 42L76 43V45H77V47H75L74 49L76 50L78 47H79V51H80V53L77 55L76 54V52H74L75 54H74V57L70 60V64L68 65V68H67V70H68V72H69V70H70V76H69V78H68V80H69V85H70V87H71V89H78V86H79V88H80V90L81 89H84L85 88V91L87 92V94L88 95H86V96H89L90 95V91H92L94 88L95 89H98V87H97V85H99V83H96L97 81L95 80L96 79V77L98 78V77H100V78H102V77H104L103 79H106L107 78V80H106V82L108 83L109 81H110V83L111 84H113L114 85V87L112 88V91L110 92H108V90H109V88H103L102 90H101V92H103L104 91V94H108V93H112V97H113V95L115 96V97H113V100H114V105L115 106H111L110 104H109V102H107V103H105V102H103V100H102V98H101V96H99V92H98V95H96V94H93V95H96V97L97 96H99L101 99H100V101H99V98L97 97V98H95V99H93V101H92V105L94 106L95 104H93V102H95L97 105H95L94 107V109H98V110H95V111H97V112H95L96 113V115H98V118L96 117V115H95V113L91 110V109H93L91 106V104H90V102H91V100L89 99V97H83L84 99L85 98H88V100H89V104H88V102L86 101V108L84 107V109H83V112L81 111V112H78L77 113V115H79V119H77L75 122H73L72 124H70L69 125V123L67 124V122L62 118V117H58V115H56V114H53V123L56 125V126H58V127H60L61 129V136L63 135L66 139H67V144H68V146L69 147H67V149H68V151H69V149H70V153H65L64 152V154H67L66 156L64 155V154H62L61 156H59V154H57L56 155V157H57V159H58V165H57V167H56V169H55V166L54 167H52V169H51V165L49 166V162H48V158H47V155L49 156V154H48V152H47V150H46V148H45V145H44V141L42 140V139H39L38 137H37V133H38V130H30V131H24V135L26 136V139H27V141H28V144H29V147H30V150H31V154H32V168H31V172H30V174H29V178H26V188H28L27 190H28V192H26V201H27V203L25 202V204L24 205H22V206H26L27 208H28V210L25 208V210H26V213H27V215H28V217H27V221H28V223L26 224V226H28V228L32 231V233H33V231L35 232L36 230H43V229H45L46 227H47V229H48V227H51V226H54V227H51V228H54L55 230H57V231H61V230H63L64 229V232H63V235H65L66 234V238H70V239H72V238H74V237H77L79 234H80V232L82 231V229H83V226H84V220L86 221V215H88V213H89V211H91V210H89V206L90 205H93L94 207H95V209L96 208H98L97 206H100V205H97V204H99V203H96V201H97V198L99 199V200H101V198H100V196L98 197V195L100 194L99 192H101V189H100V191H98V195H97V190H98V186H96V184H97V181H98V179H97V175H96V172H91L92 171V168L93 167H91V166H94L95 167V165H90L89 163V166H90V168L91 169H89V166L87 167L86 165H87V162L89 161L88 159H90V161H92V160H94L93 158H94V155L95 156H98L97 154H94V151H95V149H93V147H94V144H92V143H100V140L102 139L101 137V135H100V133H102V132H100L99 134L97 133V132H99L98 131V129L101 131V130H103V133H102V135L103 134H105V135H103V136H106V137H108V139L109 138H113L114 136H113V134L115 133V130L117 129V128H114L113 127V125H115V123L112 121L111 123H113V125H111V127H110V125H109V128L111 129L112 127L115 129V130H113V129H111V130H113V132L111 133V130L110 129H108V126H105L106 124L108 125V123H110V122H108L107 123V121H111V120H113V119H111L113 116H112V114H114V117H115V119H117V117L119 118V120L118 121H120V118H122V117H120L121 116V112H125V105H129V104H131V103H135L138 99H142V96H143V93L146 95V94H149L151 97H152V101L150 100V102L151 103H153V102H155L157 105H154L153 107H151L150 105H149V103L147 104L148 105V107L150 108H154V110L156 109V107L158 108V107H160V109H162L161 110V113H163V114H161V115H163V117L165 118H161V120L162 119H164V124L163 125H165V121H168V119H170V118H168L167 120H166V118L168 117V115H167V112L169 113V115H170V113H171V115H172V113H173V111L172 112H169V109H171V108H173L175 111H178V110H181L180 108V104H177L176 102L177 101H179L180 99H179V97H181L183 94H181L180 96H178V91H179V89H181L180 87H182V86H180L182 83H181V80L179 81V83H180V87H178V86H176L175 87V85L177 84V82H176V84H172L173 82L172 81H174V79L173 80H171V78H165L164 76H163V74L162 73H164L163 71L164 70H162V69H160L161 71H162V73L160 72V70H159V68H161V67H159V66H163V64H161L160 65V60H158V61H156L155 60V62H154V66L152 65V67H154L153 69H152V67H151V69L148 71V75L147 76H149V77H151V79L154 81V84L153 85H151V86H149V87H147V88H145L144 90H142L141 91V89H143V87L142 88H139V86H137L135 83L134 84H130V83H128V82H126L127 84H124V82L122 81L123 80V78H121V77H116L115 79L113 78V76L114 75H112L113 74V72L116 70V71H118L117 70V67L115 66V65H117V64H115V62H114V60H112L111 58H110V55L108 56L107 54H108V52L110 53V51H105V49H100V46H98V45H93L95 48H93V47H89V45H90V43H91V41H90V38H86V36H84V35H78V36H76L75 38H74ZM102 40V39H101ZM134 40V39H133ZM142 41H143V39H142ZM147 41V40H146ZM178 41V42H177ZM217 41V40H216ZM103 42V40L101 41V43ZM138 42H139V40H138ZM171 42V43H172ZM196 42H198V41H196ZM215 42V41H214ZM17 43H19V45H17ZM96 44L98 43V42H95ZM104 43V42H103ZM132 43V42H131ZM185 43V44H186ZM201 43H202V41H201ZM99 44V43H98ZM182 44V43H181ZM211 44H213V42L212 43H210V45ZM184 45V44H183ZM192 45H194V44H192ZM213 45H215V43L213 44ZM40 46V45H39ZM101 46H104V45H102L101 44ZM111 46V45H110ZM134 46V45H133ZM180 46V45H179ZM178 46V47H179ZM182 46V45H181ZM187 46V45H186ZM195 46H196V44H195ZM200 45H197V47H199ZM19 47H20V49H19ZM41 47V46H40ZM105 47V46H104ZM171 47L172 48H176L175 50H176V52H175V50L174 49H172V50H174V51H172L171 50ZM184 47V46H183ZM190 47H191V45H190ZM212 47V46H211ZM130 48V47H129ZM148 48V47H147ZM214 48H213V50H214ZM131 49V48H130ZM202 49L204 50V49H206V48H204V47H202ZM98 50H100L102 53H100V52H97ZM125 50V49H124ZM169 50H171L173 53V55L171 54V52L169 51ZM225 50H226V54H225ZM107 52L106 53V55L108 56H106L105 55V53H103V52ZM112 51V50H111ZM114 52V51H113ZM123 52H125V51H123ZM126 52H127V50H126ZM125 52V53H126ZM170 52V53H169ZM202 52H205V50L204 51H202ZM232 52H233V56H232ZM69 53V52H68ZM97 53H100V55L102 54V56L103 57H105V59H103V57L102 56H100L99 58H100V60L98 59V57H96L97 56ZM146 53H148V52H146ZM168 53V54H167ZM177 53H179V51L177 52ZM215 53V52H214ZM219 53V52H218ZM127 54V53H126ZM133 54H135L134 52H133ZM138 54V53H137ZM149 54V53H148ZM166 54H167V56H166ZM215 54H217V53H215ZM229 54H230V56L231 57H229ZM68 55L69 54H66V57H68ZM146 56H148V55H146ZM206 56V55H205ZM215 56V55H214ZM102 57V58H101ZM177 57V56H176ZM65 58V57H64ZM97 58V59H96ZM143 58V57H142ZM159 58V57H158ZM180 58V57H179ZM101 59H103V61L101 60ZM144 59H146V57H144ZM153 59V58H152ZM155 59V58H154ZM153 59V60H154ZM175 59V60H174ZM177 59H178V57H177ZM205 59V58H204ZM64 60H66V59H64ZM179 60V59H178ZM207 60H208V58H207ZM214 60V59H213ZM41 61H43V60H41ZM162 61V62H163ZM169 61V62H168ZM168 62V63H167ZM206 62V61H205ZM139 63H140V61H139ZM143 63H145V62H143ZM180 63V62H179ZM182 63V62H181ZM180 63V64H181ZM174 65V66H173ZM204 65V64H203ZM212 65H213V63H212ZM123 66V65H122ZM165 66V65H164ZM217 66H215V67H217ZM228 66V67H227ZM121 67V66H120ZM139 67V66H138ZM169 67H168V69H169ZM181 67V66H180ZM179 67V68H180ZM108 68V69H107ZM122 68H124V67H122ZM163 68V67H162ZM165 68V67H164ZM163 68V69H164ZM167 68V67H166ZM165 68V69H166ZM191 68V67H190ZM107 69V70H106ZM217 69V68H216ZM225 69V70H226ZM112 70V71H111ZM178 70H180V69H178ZM219 70V69H218ZM14 71H15V74H14ZM174 71V72H175ZM183 71V70H182ZM33 73L34 74V76L32 75V74H30V73ZM217 72V71H216ZM127 73V72H126ZM171 73H169V74H166V75H168L169 77H171L170 75H172V77H174L173 75V73L171 74ZM122 74V73H121ZM176 74V73H175ZM220 74V73H219ZM116 75H117V72H116ZM138 75V74H137ZM165 75V76H166ZM14 76V77H13ZM90 76L91 77H94L93 79V81L90 79ZM129 76V75H128ZM132 76V75H131ZM167 76V77H168ZM183 76H186V75H183ZM182 76V77H183ZM188 76V75H187ZM212 76V75H211ZM216 76V75H215ZM130 77V76H129ZM181 77V76H180ZM141 78V77H140ZM139 78V79H140ZM215 78V77H214ZM102 79V80H103ZM125 79H127V78H125ZM177 79H178V77H177ZM100 80V79H99ZM144 80V79H143ZM184 80V79H183ZM207 80H208V78H207ZM212 80V79H211ZM219 80V79H218ZM178 81V80H177ZM191 81V80H190ZM101 82H103V81H101ZM106 82H104L105 84H106ZM130 82V81H129ZM133 82V81H132ZM152 82V81H151ZM175 82V81H174ZM186 82V81H185ZM22 83H25V84H22ZM150 83V82H149ZM101 84V83H100ZM190 84V83H189ZM201 84V83H200ZM102 85V84H101ZM128 85V86H127ZM141 85V84H140ZM143 85V84H142ZM150 85V84H149ZM184 85H186V84H184ZM191 85V84H190ZM18 86V85H17ZM107 86L109 87H112L111 85H108L107 84ZM107 86H105V87H107ZM124 86V87H123ZM137 86V87H136ZM206 86V85H205ZM255 86H256V84H255ZM18 87V88H19ZM42 87H44V89L43 90H41V88ZM97 87V88H96ZM133 87H136L135 89H136V92L134 93V89H132ZM18 89V94L19 93H21V89ZM93 88V89H92ZM124 88V89H123ZM15 89V88H14ZM38 89V90H37ZM92 89V90H91ZM95 89L93 90V91H95ZM105 89V90H104ZM111 89V88H110ZM182 89H183V87H182ZM180 90V91H185L184 89L183 90ZM187 89H189V87L187 86ZM243 89V88H242ZM241 89V90H242ZM41 90V91H40ZM99 90V89H98ZM134 90V91H133ZM79 91V90H78ZM97 91V90H96ZM96 91H95V93H96ZM100 91V90H99ZM106 91H107V93H106ZM216 91V90H215ZM236 91V90H235ZM17 92V91H16ZM100 92V93H101ZM211 92H213V91H211ZM94 93V92H93ZM185 93H187L186 91H185ZM44 94H46V92L44 93ZM83 94V93H82ZM82 94H81V96L80 97H82ZM103 94V93H102ZM180 94V93H179ZM84 95V94H83ZM108 95H110V94H108ZM258 95V94H257ZM4 96V97H3ZM94 97V96H93ZM146 97H147V99L149 98L147 95H146ZM210 97V96H209ZM253 97H255V96H253ZM106 98V97H105ZM184 98V97H183ZM257 98V99H256ZM255 99H253V98H250V99H253V101L251 102V100L250 101H248L249 102V104H245V105H249V106H253L255 103L257 104H259V103H261L262 105H263V110L261 111L262 112V116H260L259 117V120H258V123H257V131L256 130H254V132L249 136V130H250V127L248 126V125H246V123L247 124H249V122H244L245 121V119L246 118H248V112L246 111V110H248L247 108H246V110H244V119H243V117L242 118H240L241 116H236L235 118H237V120L235 121V126H236V124H237V126L235 127V129L234 130H232L231 131V137L226 141V143H223L221 140H223V136H222V138L221 137H219V140H220V138H221V140H220V142H222V144H226L225 146L226 147H228V146H236V145H239L240 147L241 146H247V145H256V147H257V144L259 145V150H260V157H259V160H260V167H262V170L264 171V93H259V95L256 97ZM8 99V102L4 105V103H5V101ZM82 99V98H81ZM144 99V98H143ZM142 99V100H143ZM212 99V98H211ZM210 99V100H211ZM83 100V99H82ZM95 100V101H94ZM112 100V99H111ZM136 100V101H135ZM146 100V99H145ZM80 101V100H79ZM108 101V100H107ZM133 101V102H132ZM212 101H213V99H212ZM138 102V101H137ZM143 102H146V101H143ZM190 102V101H189ZM251 102V103H250ZM82 103V102H81ZM132 104V106L133 105H135V104ZM192 103V102H191ZM83 104V103H82ZM124 104V105H123ZM171 104H172V106H171ZM183 104V103H182ZM209 104V103H208ZM215 104V103H214ZM244 104V103H243ZM256 104H255V106H256ZM4 105V106H3ZM89 105H90V110L88 109L89 108ZM146 105V106H147ZM98 106V107H97ZM122 106H124L123 108H122ZM145 106V107H146ZM207 106V105H206ZM218 106V105H217ZM248 106V107H249ZM97 107V108H96ZM127 107V106H126ZM135 107V106H134ZM148 107H146V108H148ZM168 107H171V108H168ZM215 107V106H214ZM206 108V107H205ZM232 108H234V107H232ZM41 110H43V111H45L46 109L44 108V107H41L40 108ZM93 109V110H94ZM123 109V110H122ZM128 109V108H127ZM134 109H136V108H134ZM143 107H142V111H143ZM151 109V110H152ZM159 109V108H158ZM208 109V108H207ZM210 109H211V106H210ZM231 109V108H230ZM236 108H234V109H232L233 111L235 110ZM240 109V108H239ZM131 110V106H130V109H128V111L126 110V114H128V116H132V115H130L129 113L131 112L130 111ZM147 110V109H146ZM153 110V111H154ZM209 110V109H208ZM228 110V109H227ZM243 110V109H242ZM142 111H140L141 113H142ZM152 111V113L150 114V113H148V114H150V115H147L146 117H148L147 119H149V120H152L154 123H155V120H153V119H156L159 115L158 114H160V112L159 113H157L156 111H155V113H157V115L158 116H155V114H154V117L152 116V114L154 113ZM158 111V110H157ZM194 111V110H193ZM210 111V110H209ZM230 111V110H229ZM249 111V110H248ZM128 112V113H127ZM139 112V113H140ZM149 112V111H148ZM151 112V111H150ZM189 112V111H188ZM218 112V111H217ZM227 112V111H226ZM236 112V111H235ZM23 113V112H22ZM108 113V114H107ZM131 113H133V112H131ZM147 113V112H146ZM165 113H166V115L167 116H165ZM185 113V112H184ZM205 113V112H204ZM23 114H25V113H23ZM115 114H118L117 116H115ZM120 114V115H119ZM189 114V113H188ZM210 114H211V112H210ZM216 114V113H215ZM214 114V115H215ZM227 114H228V112H227ZM229 114H230V112H229ZM81 115H83V121H82V116ZM107 115H109L110 117H109V119L107 118V121L105 120V123H104V119H106V117H107ZM123 115H124V113H123ZM122 115V116H123ZM135 115V114H134ZM141 114H139V117H141L140 116ZM144 115V114H143ZM173 115H175L174 113H173ZM206 115V114H205ZM127 116V117H128ZM136 116H138V114L136 115ZM150 116V117H149ZM151 116L153 117V119L151 118ZM186 116H187V114H186ZM192 116V115H191ZM223 116V115H222ZM113 117V118H114ZM124 117H126L125 115H124ZM156 117V118H155ZM170 117H172V116H170ZM193 117V116H192ZM207 117V116H206ZM216 117V116H215ZM214 117V118H215ZM104 118V119H103ZM129 118V117H128ZM128 118H126L127 120H125V118H123L124 119V121H125V127L127 128V126H128V123L129 122H131ZM142 118H143V116H142ZM173 118V117H172ZM176 118V117H175ZM218 118V117H217ZM217 118H216V120H217ZM114 119V120H115ZM130 119H132V118H130ZM135 119V118H134ZM134 119H133V123L135 122V123H138V122H136V121H134ZM144 119H146V118H144ZM145 120L146 121V123H145V121L144 122H142V124L140 125V126H145L144 124H146V126L145 127H150L149 129H151V127H153V125H154V123L152 122V125L151 124H149V122H148V120ZM210 119L212 120V118L210 117ZM232 119V118H231ZM249 119V118H248ZM159 120H160V118H159ZM158 120V121H159ZM206 120V119H205ZM227 120H229V117H227ZM65 121V122H64ZM124 121H121V123H122V125H123V122ZM140 121H143V120H140ZM170 121V120H169ZM168 121V122H169ZM200 121V120H199ZM237 121H241L240 123H243L244 122V126L241 128V129H239L238 128V126H239V123H237ZM132 122L131 123H129L130 125L132 124ZM160 122V121H159ZM162 122V121H161ZM168 122H166V123H168ZM180 122H182V121H180ZM82 123V125H83V127H80V126H82V125H80V124ZM144 123V124H143ZM150 123H151V121H150ZM158 123V122H157ZM156 123V126H158V127H155V128H157V129H155L154 131H155V133H154V131H153V133L154 134H159L158 133V128L160 127V126H162V125H160L159 123L157 124ZM211 123V122H210ZM255 123L256 122H251V124H249L252 128L253 127H256V125H255ZM39 124V123H38ZM77 124H79V127H80V129L81 128H83V130H80L82 133V138H83V140L82 141H80L79 139H78V136L80 135L79 134V132H77L76 134L77 135H73L74 133H75V130H77L76 129V125ZM105 124V125H104ZM117 124V123H116ZM118 124H120V122L118 123ZM147 124L149 125V126H147ZM170 124H171V122H170ZM191 124V123H190ZM209 124V123H208ZM128 126L130 129L131 128H134V126H135V129L138 127L136 124H134V126L132 127V126ZM167 125H169V124H167ZM184 125V124H183ZM182 125V126H183ZM201 125V124H200ZM118 126V125H117ZM116 126V127H117ZM120 126V125H119ZM137 126V127H136ZM140 126L138 127V129H140V130H142L141 128H140ZM173 126V125H172ZM174 126H176V125H174ZM173 126V127H174ZM181 126V125H180ZM193 126V125H192ZM198 126V125H197ZM204 126H206V125H204ZM216 126H218V125H216ZM230 126V125H229ZM165 127V130H168V128L166 129V125L164 126ZM168 127V126H167ZM169 127H171L170 125H169ZM177 127V126H176ZM186 127V126H185ZM191 127V126H190ZM189 127V128H190ZM219 127V126H218ZM1 128V127H0ZM172 128V127H171ZM170 128V129H171ZM197 128H199V126L197 127ZM207 128V127H206ZM119 129V128H118ZM118 129H117V131H118ZM121 129L122 130H124L123 132H124V134L123 135H125V134H129V133H126L125 131H127L128 130V128H127V130L126 129H124V127H121ZM138 129H136V131L138 130ZM144 129L145 128H143V130L141 131V132H143L144 131ZM169 129V130H170ZM175 129H177V128H175ZM174 129V130H175ZM179 129V128H178ZM200 129V128H199ZM204 129V128H203ZM228 129V128H227ZM256 129V128H255ZM79 130V129H78ZM77 130V131H78ZM122 130H120V131H122ZM131 130H134V129H131ZM130 130V131H131ZM161 130V129H160ZM159 130V131H160ZM165 130L163 129V131L165 132ZM172 130V129H171ZM224 130V129H223ZM116 131V132H117ZM139 131V130H138ZM147 132H148V129L146 130ZM146 131L144 132V133H146ZM157 131V132H156ZM162 131V130H161ZM190 131V130H189ZM208 131H209V128H208ZM211 131V130H210ZM255 131H256V133L257 134H255ZM140 132V131H139ZM141 132H140V134L139 135H144V133L143 134H141ZM178 132V131H177ZM177 132H176V134H177ZM180 132V131H179ZM197 132V131H196ZM223 132V131H222ZM229 132V131H228ZM4 133V132H3ZM6 133V132H5ZM4 133V134H5ZM39 133H41L40 131H39ZM64 133H66V134H64ZM136 133V134H135ZM186 133H187V131H186ZM185 133V134H186ZM191 133V132H190ZM208 133V132H207ZM217 133V132H216ZM215 133V134H216ZM219 133H221V132H219ZM7 134V133H6ZM5 134V135H6ZM120 134V133H119ZM133 134H135L136 136L135 137H137L138 135H137V132H134V133H132V134H129L130 136H132V137H134V135ZM149 134H151L150 136H148V138H147V135L145 136L146 138H141V140H143V143L145 142L144 140L146 139V142L150 139H157V138H154V135L152 134V132H150V133H148V135ZM163 134V133H162ZM197 134V133H196ZM218 134V133H217ZM225 134V133H224ZM228 134V133H227ZM2 135V134H1ZM66 135V136H65ZM69 135V136H68ZM100 135V136H99ZM122 135V134H121ZM121 135H119L120 137H116L117 139L118 138H120L121 139V137L123 138V135L121 136ZM180 135V134H179ZM75 136H77V139L79 140V144L78 143H74L72 140H76L75 139ZM81 136V135H80ZM167 135H163V140H164V137H166ZM178 135H176V137H177ZM5 136H3V138H4ZM7 137V136H6ZM127 137V136H126ZM141 137V136H140ZM250 137V138H249ZM1 138V137H0ZM80 138V137H79ZM105 137H103V139H104ZM115 138V139H116ZM138 138H139V136H138ZM181 138V137H180ZM201 138V137H200ZM216 138H218V137H216ZM6 139V138H5ZM81 139V138H80ZM102 139V140H103ZM107 139V140H108ZM114 139V138H113ZM120 139H119V141H120ZM136 139V138H135ZM159 139H161V138H158V140ZM174 139V138H173ZM8 140V139H7ZM78 140H76V141H78ZM93 140L95 141V142H93ZM106 140V139H105ZM104 140V141H105ZM106 140V141H107ZM112 140V139H111ZM111 140H110V142H111ZM123 140H125V139H123ZM129 140H131V139H129ZM149 140V141H150ZM163 140H160L161 142L163 141ZM186 140H188L187 138H186ZM137 142L139 141L140 142V139L138 140H136ZM136 141H132V142H135V144H136ZM148 141V142H149ZM160 141H158V142H160ZM169 140H167V142H168ZM173 141V140H172ZM174 141H178L177 139H175ZM2 142V141H1ZM7 141L5 140L4 141V143H6ZM109 142V140L107 141V144H109L108 143ZM121 142H122V140H121ZM120 142V143H121ZM146 142H145V146L142 148V147H140L141 149H142V156H140L139 157V159H141V157H144L143 156V151H149V150H151V151H153L152 149H156L157 148V145H156V148H155V143H157V141L155 142V141H151V142H154V146H152L153 144L151 143V145H146ZM161 142L160 143H158V144H161ZM167 142L165 143L166 145H167ZM180 142H182V141H180ZM187 142V141H186ZM189 142V141H188ZM197 142V141H196ZM7 143H9V141L7 142ZM13 143H11V144H13ZM104 143V142H103ZM114 143V142H113ZM124 143V142H123ZM122 143V144H123ZM127 143V142H126ZM142 143V144H143ZM174 143V142H173ZM190 143V142H189ZM11 144H9V146L11 145ZM100 144H102V143H100ZM111 144V143H110ZM109 144V145H110ZM115 144V143H114ZM125 144V143H124ZM137 144H140V143H137ZM163 145H164V142L162 143ZM181 144V143H180ZM185 144V143H184ZM187 144V143H186ZM194 144V143H193ZM203 144V143H202ZM1 145V144H0ZM6 145H8V144H6ZM92 145H93V147H92ZM97 145V144H96ZM103 145V144H102ZM105 145V144H104ZM117 145H118V143H117ZM168 145H170L169 143H168ZM99 146H101V145H99ZM115 146H116V144H115ZM114 146V147H115ZM121 146H123V145H121ZM128 147V149L130 148V147H133V145L132 146H129V143L127 144V145H125V147ZM160 146H162V145H160ZM184 146V145H183ZM203 146V145H202ZM212 146V145H211ZM222 146V145H221ZM4 147V146H3ZM6 147V146H5ZM103 147H105V149L103 148ZM102 148L104 149H101V151H106V146H103ZM117 147V146H116ZM135 147V146H134ZM139 147V146H138ZM137 147V148H138ZM154 147V148H153ZM174 147V146H173ZM178 147V145L176 146V148H174L175 150L177 149V152H179L178 154H180L179 156L180 157H184V156H182V154L181 153H183L184 151L182 150V152H180V151H178L179 149L177 148ZM10 148V147H9ZM59 148V147H58ZM123 148V147H122ZM162 148V147H161ZM170 148V147H169ZM185 148V147H184ZM183 148V149H184ZM205 148V147H204ZM1 149V148H0ZM3 149V148H2ZM2 149L0 150L1 152H2ZM14 149V150H15ZM96 149H98V151H100L99 149H100V147H98V148H96ZM108 149V148H107ZM112 149V151L111 152H113V148H111ZM124 149V148H123ZM127 149V148H126ZM125 149V150H126ZM134 149V148H133ZM140 149V150H141ZM213 149H215V148H213ZM4 150V149H3ZM12 150V149H11ZM61 150V149H60ZM115 150V149H114ZM124 150V151H125ZM131 150V149H130ZM167 150V152L169 151L168 149H166ZM172 150V149H171ZM171 150H170V152H171ZM185 150H187V149H185ZM190 150H192V149H190ZM217 150V149H216ZM222 150V149H221ZM6 151V150H5ZM13 151V150H12ZM100 151V152H101ZM116 151V150H115ZM129 151V150H128ZM150 151V152H151ZM156 151V150H155ZM157 151H159V150H157ZM1 152H0V156H1ZM125 152H127V151H125ZM129 152H131V151H129ZM160 152V151H159ZM164 152V150H162L161 151V153H163ZM174 152V151H173ZM186 152V151H185ZM184 152V153H185ZM225 152V151H224ZM240 152V151H239ZM244 152H246V150H244ZM252 152V151H251ZM4 153V152H3ZM7 153V152H6ZM5 153V154H6ZM18 152L16 151V154H17ZM124 153V152H123ZM133 153V152H132ZM155 153V152H154ZM166 153V152H165ZM169 153V152H168ZM174 153H176V152H174ZM206 153V152H205ZM241 153V152H240ZM257 153V152H256ZM5 154H2L4 157H5ZM14 154H15V151H14ZM126 154V153H125ZM12 155V154H11ZM100 155V154H99ZM102 155H104L105 156V154H102V152H101V156ZM110 155H112V154H110ZM127 155V154H126ZM164 155V154H163ZM2 156V158L0 159V160H4V159H6V157L4 158ZM7 156V155H6ZM68 156V157H67ZM104 156L102 157V159H104ZM117 156V155H116ZM125 156V155H124ZM123 156V157H124ZM162 156V155H161ZM208 156V155H207ZM225 156V158H226V155L224 154L223 155V157ZM228 156V155H227ZM230 156H231V154H230ZM14 157H15V155H14ZM119 157V156H118ZM152 157H154V156H152ZM156 157V156H155ZM167 157V156H166ZM173 157V156H172ZM172 157L171 158H168V160L169 159H172ZM209 157V156H208ZM257 157V156H256ZM97 158V157H96ZM110 158H111V156H110ZM135 158H137V157H135ZM147 158H151V157H147ZM163 158V157H162ZM161 158V159H162ZM201 158V157H200ZM205 158V157H204ZM99 158H97V160H98ZM102 159H99V160H102ZM152 159V158H151ZM156 159V158H155ZM178 159H180L179 157L177 158V160ZM188 159V158H187ZM227 159V158H226ZM2 160V161H3ZM7 160V159H6ZM6 160H4V162H6ZM64 160H65V162H67V163H65L64 162ZM96 160V162H97V167L98 166H100V165H98L99 163H101V162H99V161H97ZM121 160V159H120ZM143 160V159H142ZM142 160H139V162H138V160H136V161H134L135 162V164H136V167H137V164L138 163H140V161L142 162ZM150 160V159H149ZM175 160V159H174ZM181 160V159H180ZM89 161V162H90ZM95 161V160H94ZM119 161V160H118ZM148 161V160H147ZM161 161V160H160ZM167 161V160H166ZM173 161V160H172ZM179 161V160H178ZM182 161V160H181ZM203 161V160H202ZM137 162V163H136ZM144 162H146V161H144ZM153 162V161H152ZM170 162H171V160H170ZM0 163H1V161H0ZM104 163V162H103ZM116 163V162H115ZM156 163V162H155ZM173 163H176V162H171V164H173ZM179 163V162H178ZM185 163H186V161H185ZM184 163V164H185ZM228 163V162H227ZM231 163V162H230ZM3 165H5V163H2ZM93 164V163H92ZM95 164V163H94ZM105 164V163H104ZM135 164H134V167H135ZM141 164V163H140ZM140 164L138 165L139 166V169H138V167H137V169L138 170H140ZM147 164V163H146ZM152 164V163H151ZM154 164V163H153ZM163 164H165V163H163ZM162 164V165H163ZM170 164V166H172ZM190 164V163H189ZM221 164V163H220ZM234 164V163H233ZM241 164V163H240ZM7 165V168H8V164H6ZM5 165V166H6ZM67 165V166H66ZM103 165V164H102ZM115 165V164H114ZM129 165V164H128ZM128 165H126V166H128ZM131 165V164H130ZM133 165V164H132ZM144 165H145V163H144ZM155 165H157V164H155ZM162 165H160V167H163ZM168 165H169V163H168ZM167 165V166H168ZM182 164L180 163V166H179V164H178V166L181 168H183V166H181ZM199 165V164H198ZM202 165V164H201ZM4 166V167H5ZM124 166V165H123ZM125 166V167H126ZM147 166H149V165H147ZM151 166V165H150ZM170 166H168V167H170ZM174 166H176V165H174ZM192 166H193V164H192ZM224 166V165H223ZM222 166V167H223ZM3 167V166H2ZM97 167H96V169H97ZM131 167V166H130ZM142 168L141 169H143V168H145V167H143V164H142V166H141ZM152 167V166H151ZM155 167V166H154ZM157 167H158V165H157ZM99 168V167H98ZM121 168V167H120ZM127 168H129V167H127ZM132 168V167H131ZM167 168V167H166ZM245 168V167H244ZM1 169H3V168H1V166H0V170ZM5 169H6V167H5ZM94 169V168H93ZM102 169H104V167H102ZM118 169H119V167H118ZM133 169V168H132ZM131 169V170H132ZM151 169H153V168H151ZM150 169V167H149V169L148 170H151ZM155 169V168H154ZM157 169V168H156ZM168 169V168H167ZM171 169H174L173 167H171ZM171 169L169 170V171H164V179H165V182H166V184L167 185H169L170 186V188H171V191L173 190V188L175 189L176 188V186H177V183H179V178H177V176H176V174L174 173V175L176 176H174L175 178H177L178 179V181L176 180H174L175 178H173L172 176H170V174L171 173H169L170 171H171ZM191 169H192V167H191ZM255 169V168H254ZM259 169V168H258ZM100 170V169H99ZM121 170V169H120ZM129 170V169H128ZM136 170V169H135ZM145 170V169H144ZM160 170H162V168L160 169ZM181 170V169H180ZM184 170V169H183ZM196 170V169H195ZM230 170V169H229ZM97 171H98V169H97ZM102 171V170H101ZM107 171V170H106ZM115 171V170H114ZM123 171H125V170H123ZM176 171V170H175ZM5 172V171H4ZM102 172H104V171H102ZM126 172V171H125ZM135 172V171H134ZM149 172H151V171H149ZM155 172V171H154ZM154 172H153V174H154ZM158 172V171H157ZM161 172V171H160ZM166 172H168V173H166ZM181 172V171H180ZM183 172V171H182ZM181 172V173H182ZM188 172V171H187ZM193 172V171H192ZM7 173V172H6ZM5 173V174H6ZM93 174V178H94V181H91L92 182V184H90L89 186H87V189H85L84 188V179L85 178H87V176L88 175H92ZM111 173H112V171H111ZM146 173V172H145ZM166 173V174H165ZM99 174H101V175H104V173L102 174L101 172H99ZM107 174V173H106ZM114 174V173H113ZM122 174V173H121ZM144 174V173H143ZM157 174V173H156ZM188 174H191V173H188ZM193 174V173H192ZM230 174V173H229ZM247 174V173H246ZM253 174V173H252ZM251 174V175H252ZM261 174V173H260ZM0 175H1V172H0ZM2 175H3V173H2ZM96 175V176H95ZM115 175V174H114ZM118 175V174H117ZM127 175V174H126ZM131 175V174H130ZM142 175V174H141ZM148 175V174H147ZM146 175V176H147ZM163 175V174H162ZM173 175V174H172ZM183 175V174H182ZM186 175V174H185ZM15 176V175H14ZM13 176V177H14ZM107 176V175H106ZM110 176V175H109ZM137 176H139V175H137ZM158 176V175H157ZM196 176V175H195ZM262 180L260 181L261 183H262V185H261V188L260 189H264V174H262ZM98 177H100V176H98ZM105 177V176H104ZM104 177H103V179L101 180V182L103 181V180H105L104 179ZM122 177V176H121ZM144 177V176H143ZM149 177V176H148ZM162 177V176H161ZM183 176H181V178H182ZM16 177H14V178H11L12 180H14ZM136 178V177H135ZM140 178H141V176H140ZM151 177H149V179H150ZM157 179H158V177H156ZM244 178H245V182L247 181V182H249L248 180H250V177H249V175H247L246 177L244 176ZM243 178V179H244ZM7 179V178H6ZM9 179V178H8ZM7 179V180H8ZM11 179H9L10 181H11ZM21 179V178H20ZM99 179H101V178H99ZM157 179H155V182L157 181ZM1 180V179H0ZM3 180V179H2ZM1 180V181H2ZM7 180H5L6 182H4V183H7ZM92 180V179H91ZM133 180V179H132ZM135 180V179H134ZM161 180H163V178L161 179ZM175 182H174V181ZM183 180V179H182ZM90 181V180H89ZM138 181V180H137ZM159 181V180H158ZM157 181V182H158ZM190 181V180H189ZM233 181V180H232ZM14 182H17L16 180H14ZM118 182V181H117ZM116 182V183H117ZM163 182V181H162ZM10 182H8V184H9ZM17 183H19L20 184V182H17ZM16 183V184H17ZM90 183V182H89ZM88 183V184H89ZM104 183H105V181H104ZM136 183V182H135ZM145 183H146V181H145ZM189 183V182H188ZM258 183V182H257ZM0 184H1V182H0ZM3 184V183H2ZM15 184V185H16ZM19 184L17 185V186H19ZM87 184V185H88ZM101 184V183H100ZM114 184V183H113ZM129 184V183H128ZM148 184V183H147ZM156 184V183H155ZM5 184H3V186H4ZM11 185V184H10ZM104 185V184H103ZM105 185H107V184H105ZM139 185H140V183H139ZM157 185V184H156ZM179 185H180V183H179ZM195 185V184H194ZM232 185V184H231ZM2 186V185H1ZM0 186V187H1ZM17 186H16V188H17ZM101 186V185H100ZM129 186V185H128ZM131 186V185H130ZM183 187H184V185H182ZM4 187H6V186H4ZM7 187H8V185H7ZM11 187V186H10ZM20 187V186H19ZM102 187V186H101ZM106 187V186H105ZM104 187V188H105ZM134 187V186H133ZM161 187H163V185L161 186ZM161 187H158V189L159 188H161ZM188 187V186H187ZM190 187V186H189ZM224 187V186H223ZM232 187V186H231ZM138 188V187H137ZM153 187H150V189H152ZM181 188V187H180ZM179 188V189H180ZM186 188V187H185ZM258 188V187H257ZM12 189L14 190V187H12ZM18 189V188H17ZM112 189V188H111ZM149 189V190H150ZM158 189H156V191H157V193H158ZM179 189H177L178 191H179ZM4 190V189H3ZM6 190V189H5ZM19 190V189H18ZM102 190H104V189H102ZM140 190V189H139ZM148 190V191H149ZM176 190V189H175ZM242 190V189H241ZM250 190V189H249ZM20 191V190H19ZM105 191V190H104ZM104 191H102V193L104 192ZM132 191H133V188H132ZM150 191H152V190H150ZM149 191V192H150ZM159 191H160V189H159ZM178 191H176L177 193H179ZM184 191V190H183ZM231 191V190H230ZM2 192V191H1ZM8 193H9V191H7ZM17 192V191H16ZM56 192V194H55V196H54V200H53V198L51 199V196H52V194H54ZM134 192H135V190H134ZM153 192V191H152ZM152 192L150 193V194H152ZM172 192H175V191H172ZM252 192V191H251ZM250 192V193H251ZM13 193V192H12ZM21 193V192H20ZM132 193V192H131ZM156 192L154 191V194H155ZM181 193V192H180ZM180 193L179 194H175V196H179L180 195ZM182 193H184V192H182ZM186 193V192H185ZM235 193V192H234ZM242 193V192H241ZM261 193V192H260ZM1 194V193H0ZM3 195H4V191H3V193H2ZM19 194V193H18ZM104 194H106L105 192H104ZM109 194H110V192H109ZM121 194V193H120ZM141 194V193H140ZM149 194V193H148ZM169 194V193H168ZM170 194H172V193H170ZM236 194H237V191H236ZM257 194V193H256ZM10 195V194H9ZM14 195V194H13ZM13 195H11V196H13ZM100 195H102V194H100ZM147 195V194H146ZM156 196H155V199H156V201H157V194H155ZM2 196V195H1ZM5 197L7 196V195H4ZM137 196V195H136ZM150 196H152L153 197V195H150ZM149 195H148V197H150ZM169 196V195H168ZM173 196V195H172ZM239 196V195H238ZM3 198L2 197V199L0 200V202L2 203V205H0V206H2V209H0V210H2V211H5V209L7 210V208H8V206H11V205H14V203L13 202H16V201H11V200H9L8 201V197L9 196H7V198ZM157 197V198H156ZM165 197H166V195H165ZM235 197V196H234ZM260 197V196H259ZM11 198H13V199H17V196H13V197H11ZM19 198V197H18ZM147 198V197H146ZM154 198V197H153ZM168 198H170V197H168ZM179 198H180V196H179ZM10 199V198H9ZM86 200V205L87 206H84L85 204L83 203V201L82 200ZM173 199V198H172ZM152 200V199H151ZM163 200H165L164 198H163ZM162 200V201H163ZM166 200H167V198H166ZM165 200V201H166ZM176 200H177V198H176ZM233 200V199H232ZM236 200V199H235ZM17 201H19V199L17 200ZM144 201V200H143ZM155 201V200H154ZM155 201V202H156ZM168 201L169 200H167L166 201V203H164V204H168ZM231 201V200H230ZM234 201V200H233ZM8 202V203H7ZM11 202H12V204H11ZM97 202H99V201H97ZM107 202V201H106ZM153 202V201H152ZM172 202V201H171ZM174 202H175V200H174ZM159 203H161V201H159ZM177 203V202H176ZM234 203V202H233ZM232 203V204H233ZM155 204H157V203H155ZM162 204V203H161ZM196 204V203H195ZM261 204H263V203H261ZM102 205V204H101ZM169 205V204H168ZM167 205V206H168ZM93 206H90V208L91 207H93ZM102 206H104V205H102ZM149 206V205H148ZM170 206H171V204H170ZM231 206V205H230ZM107 207V206H106ZM115 207V206H114ZM138 207V206H137ZM172 207V206H171ZM170 207V208H171ZM24 208H23V211H24ZM100 209H101V207H99ZM98 208V209H99ZM104 208V207H103ZM173 208V207H172ZM99 209V212L100 211H103V209H101L100 210ZM105 209V208H104ZM133 209V208H132ZM97 210V209H96ZM130 210V209H129ZM141 211V210H140ZM174 211V210H173ZM3 213V212H2ZM1 213V214H2ZM24 213H25V211H24ZM48 213H49V217H48ZM261 214H260V221H259V224H261V228H262V230H264V217H262V216H264V211H261L260 212ZM224 215V214H223ZM2 216V215H1ZM45 216V217H44ZM137 216V215H136ZM5 217V216H4ZM85 217V218H84ZM104 217V216H103ZM143 217V216H142ZM247 217V216H246ZM46 219V222H44V220ZM93 218H95V217H93ZM92 218V219H93ZM144 218V217H143ZM258 219H259V217H257ZM3 219V218H2ZM0 220V223H1V221H3V220ZM6 219V218H5ZM10 219H11V217L9 218V220H8V218L6 219V222H7V220H8V222L10 221ZM88 219V218H87ZM91 219V218H90ZM91 219V220H92ZM105 219H106V216H105ZM158 219H160V218H158ZM107 220V219H106ZM135 220V219H134ZM5 221V220H4ZM88 221V220H87ZM90 221V220H89ZM88 221V222H89ZM110 221V220H109ZM120 221V220H119ZM141 222H143L142 220H140ZM133 222H135V221H133ZM132 222V225L134 224ZM252 222V221H251ZM3 223V222H2ZM1 223V224H2ZM11 223V222H10ZM42 223V224H41ZM90 223H91V221H90ZM92 223H94L93 221H92ZM91 223V224H92ZM96 223V222H95ZM94 223V224H95ZM106 223H107V221H106ZM110 223V222H109ZM116 223V222H115ZM146 223V222H145ZM0 224V225H1ZM93 224V225H94ZM102 224V223H101ZM112 225L114 224V222L113 223H111ZM129 224V223H128ZM155 224V223H154ZM153 224V226H155ZM157 224V223H156ZM220 224V223H219ZM5 225V224H4ZM3 225V226H4ZM10 225V224H9ZM8 225V226H9ZM93 225H91L90 227H92ZM111 225V226H112ZM120 225V224H119ZM118 225V226H119ZM7 226V227H8ZM25 226V229L27 228ZM96 226H97V228H99V224H96ZM103 226V225H102ZM110 226V227H111ZM146 226V225H145ZM144 226V227H145ZM148 226V225H147ZM152 226V227H153ZM160 226V225H159ZM159 226H158V228H159ZM161 227V226H160ZM187 227V226H186ZM28 228H27V231H28ZM40 228V229H39ZM43 228V229H42ZM87 228V227H86ZM96 228V227H95ZM97 228L96 229H94V230H97ZM103 228V227H102ZM102 228H101V230H102ZM105 228V227H104ZM103 228V229H104ZM106 228H107V226H106ZM105 228V229H106ZM112 228V227H111ZM120 228V227H119ZM156 228H157V225H156ZM155 228V229H156ZM181 228V227H180ZM4 228H2V230H3ZM7 229H9V228H7ZM7 229H5L6 231H7ZM47 229H46V231H47ZM88 229H90V228H88ZM142 229H144V228H142ZM150 229L152 230V232H153V229L154 228H151L150 227ZM154 229V230H155ZM160 229V228H159ZM10 230V229H9ZM29 230V231H30ZM54 230V231H55ZM93 230V231H94ZM100 230V231H101ZM120 230V229H119ZM220 230V229H219ZM56 231V232H57ZM146 231V230H145ZM145 231H141L140 230V232H145ZM158 231H161V230H157L156 229V231H155V233L156 232H158ZM183 231V230H182ZM189 231V230H188ZM40 232H42V231H40ZM45 232V231H44ZM61 232V233H62ZM88 232H90V230L88 231ZM102 232V231H101ZM123 232V231H122ZM121 232V233H122ZM132 233H130V234H134L133 232L134 231H131ZM138 232V231H137ZM151 232V231H150ZM180 232V231H179ZM192 232V231H191ZM190 232V233H191ZM1 233H3V232H1ZM22 233V232H21ZM24 233V232H23ZM22 233V234H23ZM47 233V232H46ZM61 233H60V235H61ZM128 233V232H127ZM183 234H184V232H182ZM186 233V232H185ZM258 233H259V235H257L258 236V241L256 240V243H258L257 245H256V243L254 244L255 246H257V249H255L254 250V245H252L251 244V242H249L248 241V239H247V246H248V251L249 250H251V253H250V251L248 252V257H249V261H253L254 263H256V262H258L257 264H264V241H260L262 238H263V236H264V231L263 232H261L260 233V230H258ZM14 234V233H13ZM93 234V233H92ZM97 234V233H96ZM98 234H99V231H98ZM101 234V233H100ZM99 234V235H100ZM130 234H128L129 236H130ZM157 234V233H156ZM194 234V233H193ZM28 235V234H27ZM26 235V236H27ZM33 235V234H32ZM45 235V234H44ZM58 235V233H56V236ZM91 235V234H90ZM94 235V234H93ZM121 235V234H120ZM144 235V234H143ZM142 235V236H143ZM152 235V234H151ZM250 235H251V233H250ZM250 235H249V237H250ZM24 236V235H23ZM35 236H36V234H35ZM41 236V234L38 236V237H40ZM55 236V237H56ZM59 236V235H58ZM105 236V235H104ZM134 236H135V234H134ZM133 236V237H134ZM149 236H150V234H149ZM154 236V235H153ZM156 236V235H155ZM179 236V235H178ZM182 236V235H181ZM16 237V236H15ZM96 237H97V235H96ZM99 237V236H98ZM131 237V236H130ZM152 237V236H151ZM150 237V238H151ZM46 238V237H45ZM56 238H58L59 239V237H56ZM55 238V239H56ZM81 238V237H80ZM128 238V237H127ZM137 238V237H136ZM146 238V237H145ZM144 238V239H145ZM148 238V237H147ZM154 238V237H153ZM179 238V237H178ZM181 238V237H180ZM189 238H191V236L189 237ZM256 238V237H255ZM17 239V238H16ZM83 239V237L81 238V240ZM88 239V238H87ZM100 239H101V236H100ZM99 239V240H100ZM103 239V238H102ZM124 239H126L125 237H124ZM123 239V240H124ZM152 239V238H151ZM186 239V238H185ZM188 239V238H187ZM61 240V239H60ZM80 240V241H81ZM93 240H95V238L93 239V237H92V241ZM98 240V241H99ZM105 240V239H104ZM103 240V241H104ZM129 241H130V239H128ZM127 240V241H128ZM146 240V239H145ZM193 240H194V238H193ZM76 241V240H75ZM90 241V240H89ZM88 241V242H89ZM126 241V240H125ZM151 240H149V242H150ZM177 241V240H176ZM179 241V240H178ZM183 241V240H182ZM185 241V240H184ZM15 242H17V241H15ZM30 242V241H29ZM57 242H58V244L59 245H57V243H56V245H55V247H53V249L51 248V250L49 251L50 252V254H49V256L52 258V260H58L59 258L61 259V255H59L61 252H60V247H62L63 246V244L60 242V241H58L57 240ZM66 242V241H65ZM95 242H97V241H95ZM135 242V241H134ZM133 242V243H134ZM144 242H146V241H144ZM153 242V241H152ZM188 242V241H187ZM196 242V241H195ZM75 243V242H74ZM99 243V242H98ZM121 243V242H120ZM119 243V244H120ZM128 243H131V242H128ZM137 243V242H136ZM147 243H148V241H147ZM186 242H184L183 243V245L185 244ZM17 244V243H16ZM27 244H29V243H27ZM51 244H55V242L54 243H51ZM65 244H67V242L65 243ZM96 244V243H95ZM102 244H104V243H102ZM105 244H107V243H105ZM110 244H112V246H113V243H110ZM110 244H109V246H110ZM123 244V243H122ZM125 244V243H124ZM127 244V243H126ZM146 244V243H145ZM145 244H144V247H145ZM178 244H179V242H178ZM177 244V245H178ZM187 244V243H186ZM192 244H193V242H192ZM36 245V244H35ZM62 245V246H61ZM74 245H76V244H74ZM83 245H85V247H86V244H83ZM96 245H98V244H96ZM132 245H134V244H132ZM149 245V244H148ZM181 245V244H180ZM179 245V246H180ZM182 245V246H183ZM198 245V243L196 244V246ZM21 246V245H20ZM24 246H28V245H25L24 244ZM66 246H68V245H66ZM79 246V245H78ZM81 246V245H80ZM95 246V245H94ZM109 246H107V247H109ZM4 247V246H3ZM31 247H34L33 245H31ZM46 247H48V246H46ZM64 247H65V245H64ZM64 247L62 248L63 250H65L64 249ZM85 247H84V249H85ZM89 247H90V244H89ZM104 247V246H103ZM106 247V248H107ZM120 247V246H119ZM119 247H118V245H116V251H117V248L119 249ZM123 247V246H122ZM135 247H136V245H135ZM138 247H140V246H137V248ZM190 247V246H189ZM194 247V246H193ZM199 247V246H198ZM17 248H21V247H19V246H17ZM74 248H76V247H74ZM80 248V247H79ZM82 248H83V246L81 247V250H82ZM113 247H111L110 246V249H112ZM178 248V247H177ZM186 248V247H185ZM192 248V247H191ZM16 249V248H15ZM26 249H27V247H26ZM33 249V248H32ZM89 248H87L86 250H88ZM95 249V248H94ZM93 249V250H94ZM109 248H108V250H110ZM196 249H198V248H196ZM12 250V249H11ZM20 250V249H19ZM18 249L17 250H15V252H19L20 253V251H19ZM23 250V249H22ZM39 250V249H38ZM90 250V249H89ZM88 250V251H89ZM92 250V249H91ZM92 250V251H93ZM96 250L97 249H95L94 250V252H96ZM104 250H106V249H104ZM112 250H115V249H112ZM126 250V249H125ZM139 250V249H138ZM186 250V249H185ZM185 250L183 249V251L185 252ZM188 250V249H187ZM195 250V249H194ZM199 251L201 250V249H198ZM85 251V250H84ZM91 251V252H92ZM100 251V250H99ZM99 251H97V252H99ZM107 251V250H106ZM106 251L104 252V254L106 253ZM119 251V250H118ZM122 251H124V250H122ZM182 251V250H181ZM206 251V250H205ZM23 252V251H22ZM33 252V251H32ZM114 251H112V253H111V251L110 252H108L109 253V255H111V254H114L113 253ZM134 252V251H133ZM180 252V251H179ZM184 252H183V254H184ZM188 252V251H187ZM196 252V251H195ZM203 252V251H202ZM7 253H10V252H7ZM11 253H13V250H12V252ZM19 253H15V254H19ZM39 253H42L41 252V250L37 253L38 254V256L40 255H42V254H39ZM111 253V254H110ZM180 253H182V252H180ZM14 254V255H15ZM46 254V253H45ZM57 254H58V256H57ZM95 254H97V253H95ZM94 254V255H95ZM103 254V255H104ZM107 254V253H106ZM106 254L103 256L102 254H101V257L103 256V257H105L106 256ZM130 254V253H129ZM136 254H138V252H136ZM185 254H188V253H186L185 252ZM189 254H190V252H189ZM188 254V255H189ZM198 253H196V255H197ZM203 255H204V253H202ZM201 254V255H202ZM205 254H207V252L205 253ZM10 255H12V254H10ZM30 255L32 256V253H30ZM30 255H29V258H30ZM87 255V254H86ZM100 255V254H99ZM108 255V254H107ZM178 255V254H177ZM208 255V254H207ZM16 256H20V255H15L14 257L16 258ZM36 257V258H41V257ZM43 256H44V253H43ZM63 256V255H62ZM96 256V255H95ZM94 256V257H95ZM121 256V255H120ZM190 256V255H189ZM252 256H254V260H253V257ZM7 257H9V255L7 256ZM13 257V256H12ZM81 257V256H80ZM86 256H84V258H85ZM89 257V256H88ZM97 257V256H96ZM96 257H95V260H97V259H99L100 260V258H97L96 259ZM100 257V256H99ZM128 257V256H127ZM134 257V256H133ZM183 257V256H182ZM187 257V256H186ZM194 257V256H193ZM205 257H207V256H203V258L205 259ZM15 258H13L14 260H15ZM21 258V257H20ZM19 258V259H20ZM45 258V257H44ZM56 258V259H55ZM113 258V257H112ZM115 258V257H114ZM122 258V257H121ZM126 258V257H125ZM124 258V259H125ZM130 258V257H129ZM180 258H181V256H180ZM198 258H200V256L198 257ZM201 258H202V256H201ZM202 258V259H203ZM209 258V257H208ZM94 259V258H93ZM105 259H107V258H105ZM110 259V258H109ZM120 259V258H119ZM177 259V258H176ZM188 259H190L189 257H188ZM194 259V258H193ZM192 259V261H195L196 259H194L193 260ZM256 259H257V261H256ZM14 260H12L14 263H15V261ZM21 260V259H20ZM63 260V259H62ZM70 260V259H69ZM75 260V259H74ZM80 260V259H79ZM98 260V261H99ZM102 260V259H101ZM113 260V259H112ZM123 260V259H122ZM181 260V259H180ZM198 260H200L199 262H198V264L199 263H201L202 261H204V260H201V259H198ZM197 260V261H198ZM206 260V259H205ZM19 260L17 259V261L16 262H18ZM35 261H37V260H35ZM119 261H121V260H119ZM129 261H130V263L132 262L133 263V260L131 261L130 259H129ZM129 261L127 262V264L129 263ZM230 261V260H229ZM7 262H10V261H7ZM39 262V261H38ZM97 262V261H96ZM100 262V261H99ZM101 262H103V261H101ZM126 262V261H125ZM177 262H178V260H177ZM185 261H183L182 263L183 264H185L184 263ZM187 262V261H186ZM191 262V261H190ZM189 262V263H190ZM196 262V261H195ZM20 263H21V261H20ZM19 263V264H20ZM37 263V262H36ZM52 263V262H51ZM104 263H105V261H104ZM129 263V264H130ZM166 263V262H165ZM170 263V262H169ZM172 263V262H171ZM192 263V262H191ZM197 263V262H196ZM229 263H231V262H229ZM53 264V263H52ZM56 264V263H55ZM78 264V263H77ZM90 264V263H89ZM101 264V263H100ZM123 264V263H122ZM136 264V263H135ZM148 264V263H147ZM174 264H175V262H174ZM188 264V263H187ZM193 264H195V263H193ZM202 264V263H201Z\"/></svg>","mask_w":264,"mask_h":264}]
</instances>
